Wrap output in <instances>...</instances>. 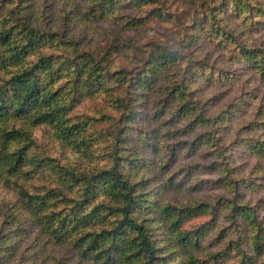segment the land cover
Wrapping results in <instances>:
<instances>
[{"label": "trees", "instance_id": "trees-1", "mask_svg": "<svg viewBox=\"0 0 264 264\" xmlns=\"http://www.w3.org/2000/svg\"><path fill=\"white\" fill-rule=\"evenodd\" d=\"M63 1L55 26L0 0V264H264V0H204L147 53L70 33L152 0Z\"/></svg>", "mask_w": 264, "mask_h": 264}, {"label": "rangeland", "instance_id": "rangeland-1", "mask_svg": "<svg viewBox=\"0 0 264 264\" xmlns=\"http://www.w3.org/2000/svg\"><path fill=\"white\" fill-rule=\"evenodd\" d=\"M38 6L43 9L45 6L46 12L49 13L52 24L59 26L61 23L62 9L64 6L63 0H37ZM204 0H152L151 4L147 9L154 10L163 13V19H155L151 17L147 20L144 26L136 27L133 29H125L113 23V21L105 22H85L80 20L72 31L71 35L74 34L79 36L78 42L82 44L85 49H94L95 51L106 50L110 47L114 37L119 41L125 40L134 41L147 53L152 45H167L175 48H179V41H183L186 34L190 33L189 20L194 16L197 9H200ZM145 11V10H144ZM126 14L132 15L133 17L143 16L141 11L128 10ZM166 15H171L168 18ZM153 18V19H152ZM44 25L47 22L44 21ZM145 28H147V34L145 35ZM74 33V34H72ZM97 53V52H95ZM246 86H251L250 89H258L260 97L264 98V87L259 83H247ZM240 90L232 91L228 97L233 98L239 94ZM249 113V112H248ZM202 179L209 180V175H202ZM212 192V191H211ZM264 195V190L257 197ZM168 199L174 202H182L187 200L183 193L169 194ZM49 250V249H48ZM51 253H56L59 257H63L68 253L66 247L55 248Z\"/></svg>", "mask_w": 264, "mask_h": 264}, {"label": "clouds", "instance_id": "clouds-1", "mask_svg": "<svg viewBox=\"0 0 264 264\" xmlns=\"http://www.w3.org/2000/svg\"><path fill=\"white\" fill-rule=\"evenodd\" d=\"M146 34H147V28H145V35H146ZM185 126H186V125H185ZM185 126H184V127H185ZM178 127H179V128H183V127H181L180 125H178Z\"/></svg>", "mask_w": 264, "mask_h": 264}]
</instances>
